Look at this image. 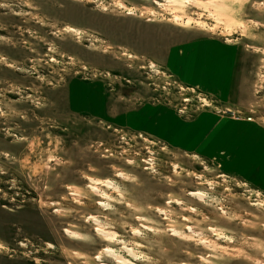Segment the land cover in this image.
<instances>
[{"label":"rangeland","instance_id":"rangeland-1","mask_svg":"<svg viewBox=\"0 0 264 264\" xmlns=\"http://www.w3.org/2000/svg\"><path fill=\"white\" fill-rule=\"evenodd\" d=\"M0 264H264V0H0Z\"/></svg>","mask_w":264,"mask_h":264},{"label":"bare ground","instance_id":"bare-ground-1","mask_svg":"<svg viewBox=\"0 0 264 264\" xmlns=\"http://www.w3.org/2000/svg\"><path fill=\"white\" fill-rule=\"evenodd\" d=\"M107 184L110 186L112 184L111 181H107ZM196 194H199V192H191V195H196ZM109 252H111V250L108 249Z\"/></svg>","mask_w":264,"mask_h":264}]
</instances>
